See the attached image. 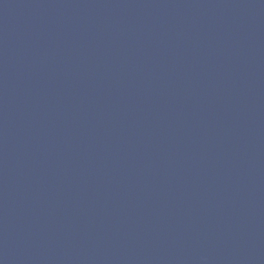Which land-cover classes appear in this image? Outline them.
Segmentation results:
<instances>
[{
  "label": "water",
  "instance_id": "1",
  "mask_svg": "<svg viewBox=\"0 0 264 264\" xmlns=\"http://www.w3.org/2000/svg\"><path fill=\"white\" fill-rule=\"evenodd\" d=\"M0 264H264V0H0Z\"/></svg>",
  "mask_w": 264,
  "mask_h": 264
}]
</instances>
